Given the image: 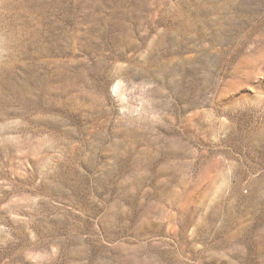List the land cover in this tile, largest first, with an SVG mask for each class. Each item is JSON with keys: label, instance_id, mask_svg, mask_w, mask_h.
I'll use <instances>...</instances> for the list:
<instances>
[{"label": "rangeland", "instance_id": "obj_1", "mask_svg": "<svg viewBox=\"0 0 264 264\" xmlns=\"http://www.w3.org/2000/svg\"><path fill=\"white\" fill-rule=\"evenodd\" d=\"M0 264H264V0H0Z\"/></svg>", "mask_w": 264, "mask_h": 264}]
</instances>
